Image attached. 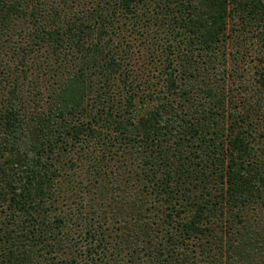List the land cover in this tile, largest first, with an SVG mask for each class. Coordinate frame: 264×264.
<instances>
[{
    "label": "trees",
    "instance_id": "1",
    "mask_svg": "<svg viewBox=\"0 0 264 264\" xmlns=\"http://www.w3.org/2000/svg\"><path fill=\"white\" fill-rule=\"evenodd\" d=\"M0 264H264V0H0Z\"/></svg>",
    "mask_w": 264,
    "mask_h": 264
}]
</instances>
